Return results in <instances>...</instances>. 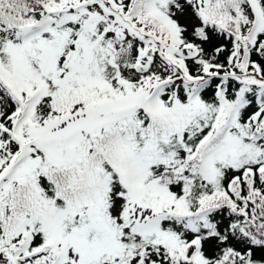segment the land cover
Here are the masks:
<instances>
[{
    "label": "snow or ice",
    "instance_id": "1",
    "mask_svg": "<svg viewBox=\"0 0 264 264\" xmlns=\"http://www.w3.org/2000/svg\"><path fill=\"white\" fill-rule=\"evenodd\" d=\"M0 264H264V0H0Z\"/></svg>",
    "mask_w": 264,
    "mask_h": 264
}]
</instances>
